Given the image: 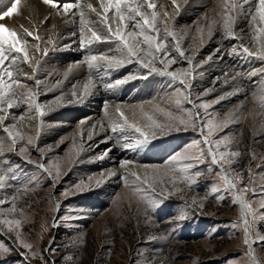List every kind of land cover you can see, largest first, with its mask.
<instances>
[{"label": "rangeland", "instance_id": "374dc122", "mask_svg": "<svg viewBox=\"0 0 264 264\" xmlns=\"http://www.w3.org/2000/svg\"><path fill=\"white\" fill-rule=\"evenodd\" d=\"M231 2L238 3L240 0H188L179 9L174 23L167 24L177 32L180 43L191 42L198 47L202 38L203 42L209 41L219 28L222 29V22ZM244 7L247 8L248 5ZM231 14L236 16L234 28L242 22L245 27L251 29L250 39L260 48L264 35L256 33L255 29L257 26L264 27V23L258 19L256 24H250L242 15H237L236 12ZM209 27L213 31L211 37L207 36ZM198 29L203 30V37ZM257 35H260L259 40L254 38ZM228 40L235 42L238 39ZM171 42L174 43L172 40ZM115 44H92L91 48L97 45L95 53H89L88 47V53L85 54L117 56L119 51L118 45ZM248 44L249 48H253L250 40ZM61 52L63 57L70 56L67 50ZM104 52H107L106 55ZM232 57L235 60L249 59L252 65L262 68L261 74L264 75V60L249 57L242 52L238 55L232 54ZM101 61H97L99 68L87 70V74H90L88 78L100 79L99 85L104 86V92L110 91L106 96L109 95L112 100L117 99V95L129 99L138 93L151 92L157 87L163 89L166 86L171 93H175L176 101L177 90L182 89V86L170 77L149 74V70L139 67L134 61L127 62V65L132 64L130 70L125 63L115 69H106L105 61ZM41 72L44 75L42 79L47 78L44 68ZM240 72L244 73L242 70ZM127 74L136 76L127 81ZM117 75H122L124 83L121 85L126 87L128 93L120 90V86L112 89L107 87L108 83H114L112 78ZM50 83L45 82L47 88ZM191 84L193 89L192 80ZM257 84L258 82L250 84L252 90L259 87ZM58 88L51 85L47 90L55 91ZM233 92L235 93L230 91ZM181 95L187 93L181 92ZM196 97L199 99H195ZM193 98L197 104L209 103L207 113L200 109V118L193 117L194 126L180 132L171 131L140 150H130L143 160L149 157L150 160L157 159L149 162L146 167L149 176L154 169L167 170L173 155L179 157L188 154L197 157L203 153V161L191 170L193 173H202L196 184L191 188L178 184L180 191H175L172 185L168 184L172 195L166 196L151 209L145 202L152 195L147 190V185L136 181L131 175L125 180V188H112L109 194L106 193L108 186L104 184L105 177L100 173L105 168L101 166L95 171L88 158L78 156L76 145L72 143L75 136L68 133L73 128L58 125L53 111L49 113L52 115L50 123L56 124L53 129L55 138L48 144L40 146L37 137H40L41 131L44 134L43 129L49 119L47 116L50 115L39 118L42 125L39 127L36 124L38 129L31 136V140L36 139L35 142L39 145H29L26 140L21 142V139L17 138L13 146L12 139L7 135L8 140L4 141L2 149L5 155L0 157V170L7 176L4 187L0 188V220L19 219L21 227L17 230L13 226V230H9L6 225L0 224V264H264V241L258 240V236H264V219L260 218L264 213V207L261 206L264 202V79L258 94L244 92L223 108L213 107L210 99L199 94ZM180 107L193 113L197 111L186 100ZM163 110L152 118L163 122L167 118L164 112L167 111H172L174 115H183L177 111L176 103L164 106ZM76 112L75 110L67 113L66 118L59 120L73 122L71 114ZM135 118L141 120L137 116ZM201 119H212L215 122L226 119L233 121L223 131L214 130L208 135V141L213 142L227 135L232 140L230 150H238L242 154L237 158V163L230 167L225 165V169L238 188L245 185L248 187L244 199L251 203L255 212V217L251 213L247 217L250 238L256 241L251 247L255 260L248 255L250 250L243 242L244 216L242 208L235 202L236 194L227 189L219 166L211 164L204 135L201 134ZM207 133L205 126L204 134ZM61 142H64L61 149L52 150ZM21 147L27 149L24 154L20 152ZM223 150L221 148V151ZM188 162L191 161L178 160L175 167L180 168ZM41 163L52 173L56 172L58 165L60 177L54 181L38 167ZM144 171L145 169L137 173L143 177ZM237 173L241 176H237ZM98 179L101 180L99 185L95 182ZM81 182L87 185L83 191H68V195H63L66 190ZM159 191L160 188L157 187V194ZM13 196L16 197L15 201L12 200ZM18 232L21 239L32 244V249H26L20 244L17 239ZM4 249L9 251L5 252Z\"/></svg>", "mask_w": 264, "mask_h": 264}, {"label": "snow or ice", "instance_id": "6c2138e0", "mask_svg": "<svg viewBox=\"0 0 264 264\" xmlns=\"http://www.w3.org/2000/svg\"><path fill=\"white\" fill-rule=\"evenodd\" d=\"M171 2L178 11L179 5L177 4V0H171ZM43 3L50 5L52 9L56 10L58 14L61 15L72 13L73 9L78 10L79 42L81 48H88L94 43L113 42L119 46L118 51L123 54L119 58L117 56H97L91 54L84 56L82 62L87 65L90 71L93 68L100 67V65L97 64L98 60L105 61L104 67L106 69H115L124 64L125 61H134L143 69L149 70V74L156 73L170 77L172 81H176L182 86V89L177 90V99L175 103L177 111L182 112L183 115H174L172 111L164 112V115L167 118L163 120V122H158L151 116H148V123L144 127H141L135 122H129L128 117L121 110V105L115 106V112L121 118L122 122H112L111 131L113 133H129L121 137L124 141L122 144L124 149L140 150L141 148L152 144L158 137L166 136L171 131L180 132L187 130L189 126H194V116L198 119L200 118V109H203L205 113H207L209 103L201 102L197 104L195 99H199V97H196L195 99L193 98L191 80L194 79L193 73L195 71V66L193 65V55L195 53L186 54L184 48L181 46L177 32L170 28L166 23L165 18L168 17V13L164 12L162 14L160 11H157L158 5L154 2V0H99L102 12L97 11L91 3L82 5L79 0H76V2H65L62 6L59 0H43ZM19 4L20 0H14L7 10L0 12V20H3L5 17H11L13 13H18ZM245 5H248V7L245 8ZM160 7L162 8V5ZM85 10L93 12L101 18L100 22L105 29L104 35H101L100 32L88 27L90 21L85 19ZM110 12L113 13L111 17L108 15ZM233 12H236L237 15H242L245 20L249 21L250 24H256L258 19L261 23H264V0H240L238 3L231 2L228 4L226 18L224 19L222 25L223 35L226 38L239 39L234 32L236 16L231 14ZM76 14L77 13H73V16ZM213 23H215V21H213ZM198 31L201 32L203 37V30L198 29ZM255 31L260 35H264V27L257 26ZM22 33L23 35H18L17 30L5 26L4 23H0V113H3L0 114V124L4 123L9 110L18 108L21 104L27 106L30 119H34L36 116L42 118L45 115L46 105L38 101V97L41 94L40 85L42 84V81L36 78L35 73L28 76L29 79H33L35 81V85L37 86V90L33 91L32 88H28L27 85H22L19 79L20 75H27L23 73L22 65L25 63L30 64L32 59L29 53V42L24 38V36L33 37L34 35L33 32L23 27ZM86 33H89V35H86ZM71 35L75 36L76 33L73 32ZM212 35L213 31L211 27H209L207 36L211 37ZM260 35H257L254 38L259 40ZM169 37L174 42L171 48L169 46ZM34 39L40 40V37L36 35ZM48 43L53 42L48 40ZM201 43H203V38L201 39ZM35 47L37 50H40L39 44H36ZM218 51H220L219 47L214 50V52ZM173 52L177 53L178 57L173 55ZM240 52L249 57H258L259 59L264 60V42L260 44L258 52H253L249 47L241 43L239 45V51L234 46L231 52H229V55L240 54ZM43 54L46 55L47 51L44 50ZM178 58L186 62L187 70L183 68L172 69L173 65L178 64ZM211 59L212 55H209L205 58L204 62ZM158 65L160 67H158ZM72 70L73 68L69 67L65 76H67L68 73H71ZM121 83H124V81H116L112 84H108L107 87L115 88ZM92 84L93 81L91 80V77H89L88 83L83 86V92H81L79 96H77L75 86H73V91L71 93L72 99L79 101L82 100L85 95H89V87ZM22 87L27 88V91L18 90ZM211 91L212 88L205 89L200 95H207ZM181 92H186L187 95H181ZM62 98V96L57 97L58 100H62ZM185 100L188 101L193 108L197 109L195 113L190 110H184L180 107L182 102ZM69 102H71V100ZM108 107V103L105 102V114L108 112ZM33 111L35 113L34 116L31 115ZM160 111L163 112L164 110L161 109ZM19 119L23 121L24 116L21 115ZM232 122V120L228 119L222 122H215L212 119H201V134L204 135L207 151L211 157V164L219 166L221 177L227 185V189L236 194L235 202L242 208V215L244 216L245 238L243 242L250 250L248 255H251L255 260V253L251 251V247L253 243H256V241H253L250 238V225L247 218L249 213L255 217V212H253L251 203L244 199V193L248 191V187L245 185L243 188H238L237 184L233 181L230 174L225 169V165L230 167L232 164L237 163V158L241 157L242 154L238 150H230L232 140L227 135L213 142L208 141V135H211L214 130L223 131ZM15 126V123H13L12 127L15 128ZM205 126H207L208 129V133L206 135L204 134ZM4 131L12 139L13 146L15 145L17 138L23 140V136H20L18 133L9 132L7 128H5ZM89 139H91V135H89ZM27 143L29 145L32 144V140L29 139ZM221 148L224 150L221 151ZM110 150L111 149H106L105 153ZM26 151V148H20L21 154H24ZM203 159V153L197 157H193L188 154H183L179 157L173 155L169 161L170 167L165 171H158L154 169L152 175L149 176L147 169L145 168L143 177H141L136 171H130V173L127 174L135 177L136 181L147 185V190L150 191L152 195L151 198L145 202L149 209H151L152 207H155L156 204L163 198L172 195V191H170L167 187L168 184H171L175 191L181 190L177 187L178 184L186 185L189 188L195 185L197 178L202 173L200 171L193 173L191 170L195 165L201 163ZM253 159H255L254 156ZM178 160L191 162L184 163L182 167L177 168L175 167V162ZM131 163L132 161L124 160L120 164V168H126V166ZM38 167L43 169V171L48 176L52 177L54 181L60 177L61 173L58 165L55 173L50 172L43 163L39 164ZM108 175L114 176L116 173L111 172ZM237 176H241V174L237 173ZM6 179L7 176L2 170H0V188L4 187V181ZM101 179H104V177H101ZM95 182L99 185L101 180L98 179ZM85 187H87V185L83 182L78 183L73 186L72 189L66 190L63 195H68V191H83ZM157 187L160 188L158 194ZM214 191H218V189H214ZM12 200L15 201L16 197L13 196ZM261 206L264 207V202H262ZM13 210H15V204H13ZM260 218L264 219V213L261 214ZM0 224L6 225L9 230H13V226H15V229L18 230L21 227V220L5 219L0 220ZM17 239L24 248L29 250L32 249V244L21 239L19 232L17 234ZM258 240L264 241V236H258ZM4 251L8 252L9 249H4Z\"/></svg>", "mask_w": 264, "mask_h": 264}, {"label": "bare ground", "instance_id": "6f19581e", "mask_svg": "<svg viewBox=\"0 0 264 264\" xmlns=\"http://www.w3.org/2000/svg\"><path fill=\"white\" fill-rule=\"evenodd\" d=\"M187 1L188 0H177L179 9L182 8ZM13 2L14 0H0V12L7 10ZM59 2L62 6L65 2H76V0H59ZM79 2L82 5L91 3L97 11L102 12L99 0H79ZM154 2L158 5L157 11H160L162 14L164 12L168 13V17L165 18L166 23L170 25L172 22L173 24L179 14V10H176L171 0H154ZM161 5L162 8L160 7ZM73 13L77 14L73 16ZM108 15L111 17L113 13L110 12ZM85 19L90 21L88 27L100 32L101 35L105 34V29L100 22L101 18L95 13L85 10ZM0 23H4L5 26L17 30L18 35H23L22 27L33 32V37L24 36V38L29 42V53L32 59L30 64L25 63L22 65L23 73L27 75L22 74L19 76L21 84L27 85L28 88H32L33 91H36L37 86L35 85V81L28 78V76L33 73H35L37 79L42 81V84L40 85L41 94L38 97V101L46 105L44 116L50 115L51 112L49 113V111H53L55 113L53 116L57 117L56 122H58V125L67 126L69 129L73 128L68 131V133L75 136L72 143L76 145L75 147L77 148L78 156L83 157V159L88 158L91 164H93L92 167L95 171H98L96 169L101 168V166L105 168L100 173H102L105 177L104 184L108 186L106 193L109 194L112 188H125L127 186V181H125V175L127 173H130V171H143L146 167H148L150 164L149 162L157 160H150V157L143 160L139 157V155L137 157L134 153H131L130 150H126L122 147L124 141L121 137L129 133H113L111 131L112 122H122L121 118L115 112V106L121 105V110L128 117L130 123L135 122L139 124V126L144 127L148 123V116H155L158 112H160V109L164 108V106H172L175 104V93H171L165 86L163 89H159V87H157L156 90L151 92L138 93V95L129 99L120 98L117 95V99L112 100L109 95L106 96V93L110 94V91L104 92V86L101 87L98 83L100 82V79L97 80V77L94 76V79L91 77L93 84L89 87L90 94L85 95L82 100L77 101L71 97L73 86H75L77 96H79L81 92H83V86L88 83V76L90 75L87 74V70H89L86 69L87 65L82 62L83 57L87 55L85 52L88 48H81L80 46L78 10L73 9L72 13L61 15L58 14L56 10L52 9L50 5L44 4L43 0H20L18 13H13L11 17H5L3 20H0ZM73 32L76 33L75 36L71 35ZM234 32L239 38L235 42H230L228 38L223 35V29L219 28L214 33L211 40L204 41L198 47L194 46L191 42L181 43V46L184 48L186 54L195 53L193 55V65L195 66V71L193 73L194 79H192L193 96H198V94H202L205 89L212 88L210 93L201 96L210 99L212 106L215 108L225 107L230 104V101L233 98H236L244 92L247 93V91L253 92V94H258L263 84L264 75L261 74L263 71H261L262 68L259 65H252L249 59L246 61L239 59L235 60L233 59L234 57L231 58V55H229V52H231L234 46L239 51V45L241 43L248 47L249 40L252 42L251 46H253V48L250 47V49L253 52H258L257 50H259V46L250 39L251 29L245 27V25L241 22L234 28ZM36 35L40 37V40L34 39ZM86 35H89V33H86ZM48 40H51L53 43H48ZM168 40L171 48L173 43L171 42L170 37ZM36 44L40 45V50L36 49ZM96 47H89V53H95ZM218 47L220 51L214 52V50ZM44 50L47 51L46 55L43 54ZM64 50L69 51L70 58L60 55V52ZM122 55L123 54L119 52L117 57L119 58ZM173 55L178 57V54L175 52H173ZM209 55H212V59L204 62L205 58ZM127 62L128 61H125L126 65ZM130 66H132V64L127 65L128 69L131 68ZM69 67H72L73 70L65 76ZM158 67L160 66L158 65ZM43 68L47 72V78L44 79H42L44 75L41 74ZM175 68H183L187 70V64L184 60L178 58V64L172 66V69ZM241 70L244 71V73H241ZM122 75L114 76L112 79H114V82L120 80L124 81L123 77H121ZM135 76L136 75L133 74L125 78V80L128 81L131 78L133 79ZM46 81L49 83L51 82L48 88L51 85H56L59 87V91L47 90L48 88L45 85ZM253 82H258L257 86L259 87L255 90H252V85H250ZM64 83L66 85H64ZM101 83L104 84L105 82ZM121 84H119L121 87L120 90H124L128 93L126 87ZM18 90L27 91V88L22 87ZM232 90L235 91V93H230ZM61 96L63 97L62 100H58L57 97ZM70 100L71 102H69ZM105 102L109 105L107 114L104 112ZM75 110L77 112L71 114V118L74 120L73 122L66 123L59 120L63 117L66 118L68 116L67 113ZM21 115L24 116L23 121L19 119ZM29 115L27 106L23 104H21L18 108L9 110L4 123L0 124L1 158L5 155L2 153L4 141L8 140L7 133L4 131L5 128H7L9 132L18 133L20 136H23L24 141H28L31 139L33 133L38 129L36 124L39 125V127L42 125L39 123L40 117L36 116L34 119H30ZM31 115H35L34 111ZM135 116L139 117L141 120L138 121ZM47 118L49 119L45 123V129H43L44 134L42 133L43 131H41V133H39L40 137H37V141L40 143V146L48 144L53 140V138H55L53 129H55L56 124H54V122L50 123L52 115L47 116ZM13 123L16 125L15 128L12 127ZM41 134L43 135L41 136ZM89 135H91V139H89ZM35 141L36 139L32 140V145H39L38 142ZM63 145L64 142H61L60 145H56V147L52 148V150L58 151L63 147ZM106 149L111 150L105 153ZM124 160L132 161V163L127 165L126 168H120V164ZM111 172H115L116 175L109 176L108 174ZM129 177L130 174H127L126 178L129 179Z\"/></svg>", "mask_w": 264, "mask_h": 264}]
</instances>
